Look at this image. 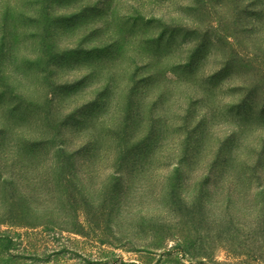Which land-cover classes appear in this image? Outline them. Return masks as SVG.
Masks as SVG:
<instances>
[{
  "label": "rangeland",
  "instance_id": "374dc122",
  "mask_svg": "<svg viewBox=\"0 0 264 264\" xmlns=\"http://www.w3.org/2000/svg\"><path fill=\"white\" fill-rule=\"evenodd\" d=\"M0 264H264V0H0Z\"/></svg>",
  "mask_w": 264,
  "mask_h": 264
},
{
  "label": "trees",
  "instance_id": "16d2710c",
  "mask_svg": "<svg viewBox=\"0 0 264 264\" xmlns=\"http://www.w3.org/2000/svg\"><path fill=\"white\" fill-rule=\"evenodd\" d=\"M184 243H185L184 240H178V241H176V243L173 246V248L178 249L179 253H182V252L185 253V251H187V246H186L187 244H184Z\"/></svg>",
  "mask_w": 264,
  "mask_h": 264
}]
</instances>
